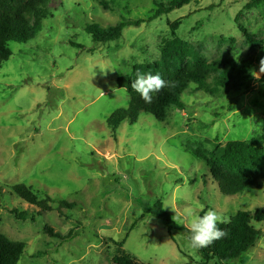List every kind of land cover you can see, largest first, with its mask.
I'll use <instances>...</instances> for the list:
<instances>
[{
  "label": "rangeland",
  "instance_id": "374dc122",
  "mask_svg": "<svg viewBox=\"0 0 264 264\" xmlns=\"http://www.w3.org/2000/svg\"><path fill=\"white\" fill-rule=\"evenodd\" d=\"M169 1L48 0L35 37L8 44L11 56L0 66V234L25 244L17 264H112L119 250L138 264H200L186 233L168 232L150 213L157 201L186 230L189 208L228 218L264 208V180L224 196L194 156L197 149L264 136V2L247 10L251 0H194L151 20L156 4ZM126 20L140 23L118 41L95 43L85 31ZM177 20L178 37L206 60H251L250 72L214 95L189 85L184 109L171 107L163 122L140 113L134 124L126 119L111 128L107 118L130 100L117 78L157 61ZM238 24L260 43L246 42ZM17 184L39 199L49 196L51 210L16 197ZM59 201L75 207L59 209ZM46 226L73 236L60 241ZM252 226L258 241L227 264H264V223Z\"/></svg>",
  "mask_w": 264,
  "mask_h": 264
},
{
  "label": "trees",
  "instance_id": "16d2710c",
  "mask_svg": "<svg viewBox=\"0 0 264 264\" xmlns=\"http://www.w3.org/2000/svg\"><path fill=\"white\" fill-rule=\"evenodd\" d=\"M194 0H170L168 3L156 4V9L151 20L167 15L176 9H180ZM264 0H251L245 5V9L258 7ZM48 0H0V66L11 56L8 46L10 42L26 43L33 39L41 29V21L46 14ZM104 9H110L106 1H101ZM239 15L235 18L238 22ZM139 21H121L120 23L101 28L97 24L86 26L85 31L95 43H108L118 41L122 31L126 27L138 26ZM181 20L174 21L169 25V38L162 41L160 56L157 61L151 63L135 64L127 75L117 78L119 88H123L129 95L127 109L116 110L107 118V124L113 129L119 127L124 121L134 124L140 113L152 116L156 121L163 122L167 111L171 107L179 110L184 109L181 95L193 84L197 91H204L210 95L218 93L220 89H226L233 81L244 78L251 70V60L240 63L225 58L206 60L200 52L190 47L177 35ZM237 28L244 34V40L249 44L259 41L253 35L246 34L239 24ZM232 41V40H231ZM260 43V42H259ZM159 74L168 86L153 96L151 103L144 99L132 88V83L137 74ZM213 86H209V81ZM194 156L204 162L209 169L212 179L217 184L219 192L224 196H235L243 193L246 189L255 187L264 180V136L257 135L244 141H229L215 144L209 151L197 149ZM12 193L31 206L41 211H50L49 203L53 200L46 196H39L24 184L12 187ZM59 209L75 207L72 203L59 201ZM15 219L26 221L25 213L12 212ZM157 218L167 225L168 232L178 229L187 235L190 241V232L184 228H177L162 207L161 201H157L151 211ZM32 219V218H31ZM227 224H219L218 227L228 234L225 238L215 241L212 245L196 249L200 264H227L235 261L241 255L254 247L259 239L260 231L252 226V222L264 223V208L256 209L253 213L239 211L229 218ZM44 232L52 238L60 241L73 236L72 232L62 236L54 232L50 227H44ZM124 242L118 244L122 247ZM25 244L9 240L0 234V264H17L23 255ZM112 264H138L124 251L119 250L113 258Z\"/></svg>",
  "mask_w": 264,
  "mask_h": 264
},
{
  "label": "clouds",
  "instance_id": "9594fccd",
  "mask_svg": "<svg viewBox=\"0 0 264 264\" xmlns=\"http://www.w3.org/2000/svg\"><path fill=\"white\" fill-rule=\"evenodd\" d=\"M261 72H264V60L261 61ZM168 86L159 74H137L132 83V88L140 94L145 102L151 103L153 96ZM185 224L190 232V244L195 249L205 248L215 241L225 238L227 232L218 227L219 224L230 222L227 216L221 217L214 210L207 211L204 215L194 214L192 209L185 210Z\"/></svg>",
  "mask_w": 264,
  "mask_h": 264
}]
</instances>
